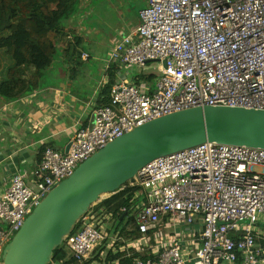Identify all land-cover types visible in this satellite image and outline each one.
Masks as SVG:
<instances>
[{"label": "built area", "instance_id": "1", "mask_svg": "<svg viewBox=\"0 0 264 264\" xmlns=\"http://www.w3.org/2000/svg\"><path fill=\"white\" fill-rule=\"evenodd\" d=\"M140 20L109 54L107 64L126 73L90 128L65 152L48 147L33 186L15 176L0 198V264L51 191L108 144L193 108L264 111V0H147ZM135 67L156 69L155 89L127 77ZM125 189L136 190L138 236L129 239L111 237L113 215L93 211ZM117 193L94 205L64 241L77 264H120L123 257L134 264H264V149L206 143L154 160ZM109 252L123 257L108 262Z\"/></svg>", "mask_w": 264, "mask_h": 264}, {"label": "crops", "instance_id": "2", "mask_svg": "<svg viewBox=\"0 0 264 264\" xmlns=\"http://www.w3.org/2000/svg\"><path fill=\"white\" fill-rule=\"evenodd\" d=\"M146 6L147 0H81L65 23L67 39L51 35L58 55L39 87L14 101L0 97V198L15 176L33 186L45 150L65 152L79 130L90 128L95 110L109 103L112 86L125 75L107 64L109 54L136 33Z\"/></svg>", "mask_w": 264, "mask_h": 264}, {"label": "water", "instance_id": "3", "mask_svg": "<svg viewBox=\"0 0 264 264\" xmlns=\"http://www.w3.org/2000/svg\"><path fill=\"white\" fill-rule=\"evenodd\" d=\"M206 143L264 149V111L193 108L154 120L108 144L34 210L5 248L3 264H50L78 222L104 196L120 191L154 160Z\"/></svg>", "mask_w": 264, "mask_h": 264}, {"label": "trees", "instance_id": "4", "mask_svg": "<svg viewBox=\"0 0 264 264\" xmlns=\"http://www.w3.org/2000/svg\"><path fill=\"white\" fill-rule=\"evenodd\" d=\"M80 3L81 0H0V97L14 101L39 87L40 78L58 55L51 35L67 39L65 23L79 12ZM135 193L136 190L125 189L93 210L113 215V224L119 228L116 235L120 238L138 236L132 210ZM123 209L129 212L125 215ZM129 225L134 230L128 229ZM119 257L123 256L109 252L106 261L113 262ZM54 258L59 264H77L73 255L69 257L62 248L55 251ZM92 262L93 259L84 264ZM120 264H134L133 258L123 257Z\"/></svg>", "mask_w": 264, "mask_h": 264}, {"label": "rangeland", "instance_id": "5", "mask_svg": "<svg viewBox=\"0 0 264 264\" xmlns=\"http://www.w3.org/2000/svg\"><path fill=\"white\" fill-rule=\"evenodd\" d=\"M123 73H126V71L123 70ZM129 73H130V76H132V77H135V78L140 77L141 80H142V82L148 84L149 85V88H152V89H155V87L157 85V82L159 80V75L156 74V69L155 68H149V69L143 70V69H139V68H136L135 67V68H132ZM108 196H104V197L106 198ZM128 227H129L128 229H131V230L134 229V227L132 225H129ZM118 229L119 228L116 229V226H114V224H113L112 229L109 231L111 237H113L114 235H116V233L118 232ZM110 243H112V241L110 239L107 240L105 243H103L102 247L100 248L102 250H101L100 253H97V256H99L102 253L103 250L104 251H108L107 245L110 244ZM68 255H69V257H71L72 253L70 251H68Z\"/></svg>", "mask_w": 264, "mask_h": 264}, {"label": "bare ground", "instance_id": "6", "mask_svg": "<svg viewBox=\"0 0 264 264\" xmlns=\"http://www.w3.org/2000/svg\"><path fill=\"white\" fill-rule=\"evenodd\" d=\"M107 198V197H106Z\"/></svg>", "mask_w": 264, "mask_h": 264}]
</instances>
